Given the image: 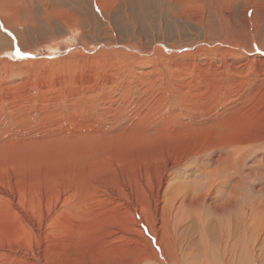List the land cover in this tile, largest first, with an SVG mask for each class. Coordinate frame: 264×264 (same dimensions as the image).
<instances>
[{
  "label": "rangeland",
  "instance_id": "rangeland-1",
  "mask_svg": "<svg viewBox=\"0 0 264 264\" xmlns=\"http://www.w3.org/2000/svg\"><path fill=\"white\" fill-rule=\"evenodd\" d=\"M160 1L169 8L162 21L145 27L133 20L125 34L116 18L114 32L82 37L74 17L65 22L67 13L57 10L45 31L14 19L0 27V264H136L146 242L127 239L119 248L116 240L134 226L151 235V225L184 254L171 264H264V0ZM24 4L30 6L25 0L15 10ZM95 4L105 19L118 5ZM108 158L129 172L111 181L116 190H136L138 162L150 171L148 191L127 210L118 195L104 193L117 236L91 229L104 214L101 201L88 203L87 193L73 196L69 207L63 200L68 179L82 187L90 177L105 181L97 173L105 174L99 162ZM45 178L56 195L51 187L46 192ZM10 194L13 220L5 205ZM40 195L56 205L54 215L26 234L21 223L37 221ZM148 198L159 203V218L139 212ZM79 204L94 217L81 218ZM115 211L122 217L113 218ZM99 242L105 249L97 254Z\"/></svg>",
  "mask_w": 264,
  "mask_h": 264
},
{
  "label": "bare ground",
  "instance_id": "bare-ground-1",
  "mask_svg": "<svg viewBox=\"0 0 264 264\" xmlns=\"http://www.w3.org/2000/svg\"><path fill=\"white\" fill-rule=\"evenodd\" d=\"M90 1H95V0H27V2L30 4L29 7H27V4H24L23 6H20L23 11L20 13L17 12L15 10V7L17 5H19L20 3H24L25 0H0V27L1 26H4L6 20L8 21V19H14V21L12 23H15V24H22L24 23V25L28 26L29 24L35 26H39L41 29H44L45 31V27L46 28H49L50 26L47 24V22L52 18L54 19L55 17H51V12L53 11H61V14L62 12H66L67 14L65 15H62L61 17H64L65 19V22H68L69 20V17H74V26H76L78 32H79V35L84 37L85 35H89L91 33H95V32H98L101 36L102 34L104 33L103 31H106L107 33H110V32H114V28H113V21L112 20H115L116 18H118V20H115V23L117 24V28L120 29V32L121 33H127L130 29H132L128 22H131L133 20H136L138 23L143 21L145 22L146 26H148L147 22H152L153 21H157V23H159V21H162V18H163V15H166L167 14V11H165V9L167 8L166 4H162L160 0H115L116 3L118 4L119 1H121L120 3L121 4H118L116 5L115 7V13L114 15L112 16L111 12H109L108 17L105 19L103 18L101 15H100V12L102 11L100 9V7L95 4V10L92 9V7L90 6ZM19 7V6H18ZM169 10V8H167ZM53 10V11H52ZM98 11V12H97ZM113 11V10H111ZM114 12V11H113ZM174 12V11H173ZM21 14H25V16H27V21H24V19L22 18ZM60 14V15H61ZM174 14V13H173ZM80 19V21H79ZM79 21V22H78ZM135 21V22H136ZM134 22V23H135ZM136 22V23H137ZM133 23V22H132ZM135 23V24H136ZM135 29H138V26L137 24L134 25L132 24ZM139 25V24H138ZM144 26V25H142ZM5 27V26H4ZM145 27H139L140 30H144ZM134 29V30H135ZM51 30V28H50ZM43 31V30H42ZM57 31H59V29L57 28ZM56 31V32H57ZM117 32V31H115ZM136 32V31H135ZM139 31L137 32V35H136V38L135 39H140L138 38L139 36ZM172 33V32H171ZM215 33V32H214ZM206 34V33H205ZM104 35V34H103ZM106 35V34H105ZM108 35V34H107ZM106 35V36H107ZM138 36V37H137ZM202 36V35H201ZM108 37V36H107ZM207 37V36H206ZM4 38V35L1 33V29H0V39ZM103 38V37H102ZM204 40H207L205 38H203ZM202 39V40H203ZM108 40V39H107ZM105 41V40H104ZM201 42V41H200ZM206 42V41H204ZM202 43V42H201ZM193 44V43H192ZM197 44V43H196ZM195 44V46H196ZM210 45V44H209ZM111 46V45H110ZM109 46V47H110ZM158 46V45H157ZM178 46V45H177ZM227 46V45H225ZM84 47V46H83ZM182 47V46H181ZM191 48V47H190ZM193 48V47H192ZM196 48V47H195ZM200 49V48H198ZM216 49V48H215ZM221 49H223V47H221ZM227 49V48H225ZM229 49V48H228ZM193 50V49H192ZM196 49H194L195 51ZM217 50V49H216ZM230 50V49H229ZM180 51V50H179ZM178 51V52H179ZM182 51V50H181ZM187 51V50H186ZM193 51V52H194ZM218 51V50H217ZM228 51V50H227ZM183 52V51H182ZM185 52V51H184ZM216 52V51H215ZM223 52V51H222ZM118 53V52H117ZM112 55V54H111ZM114 55V54H113ZM224 55V53H223ZM69 57V56H68ZM114 58V57H113ZM68 59V58H67ZM64 60V59H63ZM66 61V59H65ZM61 62V61H60ZM258 67V66H257ZM234 69V68H233ZM211 70V69H210ZM215 70V69H214ZM214 70L212 72H214ZM76 71V70H75ZM71 72V71H70ZM210 72V71H209ZM211 72V73H212ZM216 72V70H215ZM214 72V73H215ZM77 74V73H76ZM108 75V74H107ZM216 75V74H215ZM214 75V76H215ZM212 76V74L210 75ZM213 76V77H214ZM80 77V76H79ZM90 123V122H89ZM92 124V122H91ZM95 125V124H94ZM99 125V124H98ZM263 136H261L260 138H262ZM192 137H190V141H192ZM240 141L242 142L243 139H240ZM180 142H185L184 140L183 141H180ZM212 141H210V144ZM187 147H189L188 149L191 148L190 146V143H189V138H187ZM179 144V143H178ZM177 144V145H178ZM196 144L198 147H200L201 143L199 141H196ZM176 145V143H175ZM176 145V146H177ZM182 145V144H181ZM174 145H172L173 147ZM241 146V145H240ZM157 146L154 147V150L156 149ZM242 147V146H241ZM244 147V146H243ZM183 148V147H182ZM186 148V147H185ZM184 149V148H183ZM181 149V150H183ZM187 149V148H186ZM172 151H174V149L172 148L171 149ZM185 150V149H184ZM217 151V149H215ZM229 150V149H227ZM241 150V148H240ZM226 151V150H225ZM225 151L221 154V156L229 161H231L225 154ZM235 151V150H234ZM195 150L192 149L190 150V153H194ZM229 152V151H228ZM227 152V153H228ZM232 154V153H230ZM236 154V153H234ZM234 156V155H233ZM231 156V157H233ZM237 156V154H236ZM235 156V157H236ZM230 157V156H229ZM239 157V156H238ZM155 155L151 157V159H155ZM221 159V157H218L217 160L215 161V163H217L219 160ZM100 164V168H104L105 169V174L104 175H100L99 173H97L98 176H105L106 180L103 181L104 177L102 179H98L96 176H95V179L93 177H90L89 178V183H88V187H82L80 186L79 184L76 183V180L72 182L73 178L70 182H69V179L67 180L66 182V186L69 185V190H64L63 191V195L64 196H67L66 197V200L63 199L65 201V203L67 204V206L69 207L70 206V201L71 200H74L78 197V194H88V197H87V202L90 203L92 202V200L94 202L96 201H101V205L99 206V208L101 209V213H104L102 216H100L99 218H94L93 220V223L91 225V229H94L95 230V233L97 232L96 229L99 231L100 233V236H104V231H106L110 236H117L118 234H122V232L120 230H116L115 233L114 231H111L113 228H114V223L112 221H110L107 217V214L110 212L108 210V204H109V200L108 198L104 195V193L106 191H109L111 194H116L119 196V200L121 201V204L122 205H125L123 207V209L127 210L129 208V205L131 204V202H133L135 200V198H138L142 193H146L148 191V185H147V177L148 175L150 174V171L146 168H144V165L142 164V162H138L137 165H136V173H135V176H136V190L134 191H120V190H116L114 188H112V185H111V181L114 180V179H117L119 177H122V175H119L118 172H122L123 175H129V172L128 170H126L125 168H119L115 165L113 166H110V159L108 158V161L107 160H104V161H101V163L99 162ZM238 165V164H237ZM236 166V165H235ZM97 171V170H96ZM95 171V172H96ZM221 169L218 168L217 171L215 172H212L211 173V176L213 175V173H221ZM51 172V171H50ZM55 173V171H53ZM60 172V171H58ZM71 173V172H70ZM69 173V174H70ZM260 173V172H259ZM58 174V173H57ZM57 174H56V177H57ZM28 175V174H27ZM232 175V174H231ZM23 176V175H22ZM26 176V175H25ZM52 176V175H51ZM60 176V175H59ZM71 176V175H70ZM219 176V175H218ZM240 176V175H239ZM24 177V176H23ZM54 176V178L56 180L60 179L61 177H57L56 178ZM241 177V176H240ZM49 179V177H47ZM53 178V177H51ZM64 178V177H63ZM62 178V179H63ZM69 178V177H68ZM72 178V177H71ZM100 178V177H99ZM53 180V179H49V182L50 180L52 181H56V180ZM238 179V178H237ZM43 180V179H42ZM65 180V181H66ZM2 181V180H0ZM28 181V180H27ZM26 181V182H27ZM45 182H47L46 178L44 180ZM59 181V180H58ZM62 181V180H61ZM223 181V180H222ZM48 183V188L51 187V185ZM64 182V181H63ZM62 182V183H63ZM72 182V183H71ZM36 183V182H35ZM46 183V184H47ZM52 183V182H51ZM53 184V183H52ZM56 184V183H55ZM54 184V185H55ZM217 184V183H216ZM87 186V185H85ZM58 187L59 184H58ZM131 187L133 188L134 186L131 185ZM52 189L54 187H51ZM63 188V187H62ZM61 188V189H62ZM1 189V188H0ZM50 189V188H49ZM260 190V189H259ZM43 191V190H42ZM50 191L51 192V189L50 190H46V192ZM54 191V189L52 190ZM62 190H60L61 192ZM256 191V190H255ZM2 192V190H1ZM45 192V193H46ZM55 192V195L57 192ZM11 193V192H10ZM53 193V192H52ZM62 194V193H61ZM12 194H10L8 196V198H6L5 200L8 201V203H6L5 205L8 206L9 208V212H11V210H13V213H14V208H13V205L15 204L14 201H15V196H11ZM42 195V194H41ZM41 195L39 198L35 199L36 202H37V205L34 204V206L36 205V211L37 213L35 212L36 216H38L37 218V221H36V218L34 216H32V218H30L29 220L32 221L33 223L31 225H27L25 223H21V225H25L26 227V232L24 230V232L26 234H29V230H33L35 228H38V227H42V223L45 222V221H48L50 220V216L51 215H54V206L47 203V202H50V199L49 198V201L47 200L46 198V206H43L45 205L43 200L40 199L41 198ZM54 193H53V198H54ZM39 196V195H38ZM63 196V197H64ZM73 196H75L76 198H74ZM56 197V196H55ZM43 198V197H42ZM45 198V197H44ZM56 198H59V200H61V198L59 197H56ZM65 198V197H64ZM53 201V200H52ZM57 201V200H56ZM62 201V200H61ZM118 201V200H117ZM119 202V201H118ZM56 203V202H55ZM54 203V204H55ZM64 203V202H63ZM64 203V204H65ZM261 203V202H260ZM87 204V203H86ZM86 204H79L78 205V208L81 209V212H79L80 217H84V218H93V214H94V210L92 208H89L88 205ZM33 205V204H32ZM30 204V206H32ZM57 205H59V201L57 203ZM65 206V205H64ZM16 207V206H15ZM27 207V206H26ZM48 207V208H47ZM59 207V206H58ZM61 207V206H60ZM138 210L139 212L147 219L149 217H152V216H155L157 218H159L160 216V208H159V203L157 201H153L151 198H148L147 199V202L146 203H141V204H138ZM220 207V206H219ZM19 208V207H18ZM17 208V209H18ZM34 208V207H33ZM76 207H74L75 209ZM57 209V208H55ZM68 209V208H67ZM88 210L90 213H89V216L86 217L85 215H83V212H85V210ZM19 210V209H18ZM64 210V208H63ZM17 211V210H16ZM15 211V213H16ZM69 211V210H67ZM18 212V211H17ZM21 212V211H20ZM34 212V211H33ZM32 212V213H33ZM65 212V211H64ZM74 212V210H73ZM12 213V212H11ZM12 213L13 217L11 220L14 219V214ZM69 213V212H68ZM76 212H74L75 214ZM86 213V212H85ZM38 214V215H37ZM61 214V213H60ZM189 214V213H188ZM18 215V214H17ZM63 215V214H62ZM98 215V214H97ZM100 215V213H99ZM98 215V216H99ZM123 215V212L121 211H115L112 213V217L113 218H116V219H119L121 218ZM19 216V215H18ZM59 216V215H58ZM57 216V217H58ZM70 216V215H69ZM190 216V215H189ZM24 217V216H23ZM31 217V216H30ZM63 218V217H62ZM103 218V219H102ZM188 218V217H187ZM17 219V218H16ZM20 219V218H19ZM69 219V218H68ZM176 219V218H175ZM189 219V218H188ZM10 220V219H9ZM22 220V219H21ZM185 220V219H184ZM56 221V220H55ZM63 221V220H62ZM160 221V220H158ZM178 221H182L180 224H183L184 221L183 220H180V219H177V223L179 224ZM3 222V221H2ZM19 222V221H18ZM23 222V221H22ZM25 222V221H24ZM70 222V221H69ZM175 222V221H174ZM18 224V223H17ZM71 224V223H70ZM75 224V223H74ZM20 225V223L18 224ZM19 227V226H18ZM44 228V227H43ZM260 228V227H259ZM73 229V228H72ZM261 229V228H260ZM149 233L151 235H147L145 236L144 232L139 228V226H134L133 229L131 230H128L124 233V235L126 236H123V237H120L119 239L116 240V244L118 245L119 248H123L124 245L126 243V240L127 239H132V241L135 243V244H139L140 241H138L137 239L135 238H138L140 240H142V242H146L144 244H141V247H142V251H141V256L143 257L144 256V261L148 262V261H152V262H156V264H171L172 261L175 260V258L177 257L176 255H184L182 252H177L175 250L176 248V242H173V240L171 238H168V239H164V237L166 236V234H168L169 236V233H160V231H158L156 229V227L154 226H149ZM172 230V229H171ZM18 231V229H17ZM74 231V229H73ZM19 232V231H18ZM23 231H22V234H25ZM71 233V232H70ZM73 233V232H72ZM15 234H18V233H15ZM25 234V235H26ZM76 234V232H75ZM78 237H81L82 239L86 238L87 236H82L81 233L78 231ZM153 234V235H152ZM173 234V233H172ZM171 234V235H172ZM24 235V236H25ZM261 235V234H260ZM19 236V235H17ZM20 236H21V233H20ZM151 236V239L147 238ZM8 237V236H7ZM12 237V236H10ZM37 237V236H36ZM77 237V236H76ZM77 237V238H78ZM15 238V237H14ZM38 238V237H37ZM79 238V239H81ZM260 238V237H259ZM11 242H12V238H10ZM26 239V238H25ZM39 239V238H38ZM78 239V240H79ZM83 239V240H84ZM145 239V240H144ZM83 240H81V242H83ZM151 241V242H150ZM130 242V241H129ZM3 243V242H2ZM73 243L72 240L69 242V244ZM264 243V242H263ZM56 244V243H55ZM121 245H123V247H121ZM134 245V244H133ZM129 246V244H128ZM137 246V245H136ZM134 245V248L137 249ZM140 245H138L139 247ZM57 248V247H56ZM126 248V246H125ZM105 247L102 243L99 242V244L97 245V254L102 252V250H104ZM131 249V252L132 253V248L129 247L128 250ZM126 250V249H124ZM134 250V249H133ZM127 252V251H126ZM129 255V251L126 253ZM134 254V252L132 253V255ZM131 255V254H130ZM176 256V257H175ZM134 257V256H132ZM50 258V257H49ZM135 258H136V255H135ZM179 258V257H178ZM188 258V257H187ZM42 260L43 258L42 257H39L37 258L36 260ZM47 259V257H46ZM137 259V258H136ZM49 260V259H48ZM52 258H50L49 261H51ZM116 260V259H115ZM105 261V260H103ZM138 262H134L136 264H144L142 260H140L139 258L137 259ZM209 264H211L209 261H208ZM147 264V263H146Z\"/></svg>",
  "mask_w": 264,
  "mask_h": 264
}]
</instances>
